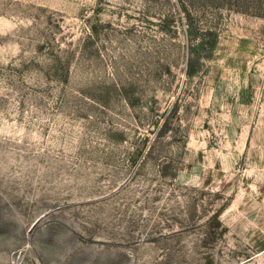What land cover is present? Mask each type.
Here are the masks:
<instances>
[{"label":"rangeland","instance_id":"1","mask_svg":"<svg viewBox=\"0 0 264 264\" xmlns=\"http://www.w3.org/2000/svg\"><path fill=\"white\" fill-rule=\"evenodd\" d=\"M0 264H264V0H0Z\"/></svg>","mask_w":264,"mask_h":264}]
</instances>
